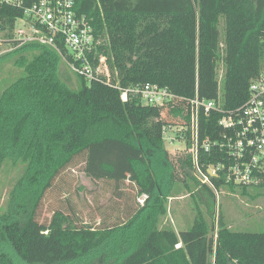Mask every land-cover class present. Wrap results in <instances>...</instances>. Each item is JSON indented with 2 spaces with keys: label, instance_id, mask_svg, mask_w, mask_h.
Instances as JSON below:
<instances>
[{
  "label": "trees",
  "instance_id": "trees-1",
  "mask_svg": "<svg viewBox=\"0 0 264 264\" xmlns=\"http://www.w3.org/2000/svg\"><path fill=\"white\" fill-rule=\"evenodd\" d=\"M77 11L94 19L95 61L107 59L112 82L123 90L157 85L186 100H221L232 112L264 73V0H77ZM20 16L0 8L10 42ZM14 45L0 57V171L12 162L26 172L11 192L18 213L0 217V264H264V233L235 232L220 222L215 236V222L201 212L179 235L170 226L158 229L166 201L178 198L176 169L195 184L188 189L200 184L191 155L173 160L165 147L163 129L174 125L154 123L166 109L144 107L132 95L123 103L120 93L68 71L50 48ZM7 66L17 70L6 74ZM167 115L189 121L183 108ZM223 118L200 112L201 142L221 140ZM223 160L213 152L199 165L207 174ZM72 171L108 189L123 213L108 207L100 224L84 223L66 182ZM210 180L212 189L200 185L214 199L222 191L264 196V183Z\"/></svg>",
  "mask_w": 264,
  "mask_h": 264
},
{
  "label": "built area",
  "instance_id": "built-area-1",
  "mask_svg": "<svg viewBox=\"0 0 264 264\" xmlns=\"http://www.w3.org/2000/svg\"><path fill=\"white\" fill-rule=\"evenodd\" d=\"M0 8L13 9L21 14L13 28L12 42L5 38L7 31L0 23V34L16 47L29 44L50 48L58 53L70 71L100 88L121 94L128 102L129 95L136 97L144 107L164 108L169 111L183 108L189 121L178 119L185 125L178 129V140L187 142L195 169V177L202 176V185H210L211 178L235 187H259L264 183V73L254 80L249 89V100L237 111L225 112L219 101L186 100L175 96L169 89L157 85L138 86L123 90L112 82L106 58L96 63L94 19L80 15L77 0H0ZM21 25L22 28L18 26ZM2 43V39L0 40ZM216 111L224 115L218 123L221 140H200V112ZM169 127L163 129L166 139ZM176 138V139H177ZM224 156V162L209 166L207 174L200 168L202 155Z\"/></svg>",
  "mask_w": 264,
  "mask_h": 264
},
{
  "label": "rangeland",
  "instance_id": "rangeland-1",
  "mask_svg": "<svg viewBox=\"0 0 264 264\" xmlns=\"http://www.w3.org/2000/svg\"><path fill=\"white\" fill-rule=\"evenodd\" d=\"M22 28L21 25L18 26ZM0 57L4 54L12 52L15 49V45L7 42L4 39V35L0 34ZM69 71V68L66 67ZM5 73L9 74L11 70H17L11 66L5 67ZM110 74H112L109 68ZM14 73V72H12ZM167 111H162L161 115L155 119L154 123L162 124L169 123L174 126H168V133L166 134L165 147L169 153L171 159L176 160L181 157L182 154H187L188 147L185 142L180 141L177 138V131L175 124L178 120L168 117ZM12 162L8 166H4L0 171V217L2 219L9 218L15 206L11 204V192L17 184V181L26 172V169L18 164L16 167H12ZM66 182L72 186L71 191H76L75 209L77 213H80V217L84 223L100 224L102 220V212L106 213L108 207L114 211L119 209L120 213H123L124 207L116 206V201L111 198L110 191L105 187L95 185L89 178L79 171H72L66 175ZM176 181L178 182L173 187L174 192L178 193V198H169L165 203L166 214L162 216L158 229H162L170 226L176 234L185 232L193 226L198 213L201 212L208 222H215V236L218 232V226L220 222H223L228 228L235 232H247V233H264V196L251 199L245 198L240 195H232L228 192H215V199L204 190L201 185L204 182L202 176H197L196 181L199 182L197 190L188 189L192 182H186L183 177L182 171L176 169ZM129 185V182H128ZM206 185V184H205ZM209 186L210 185H206ZM212 189V187H210ZM256 190H250L255 192ZM134 193V195H133ZM132 193L134 197L136 191ZM23 195V198L30 197L29 195ZM138 205H143L144 199H140L137 202ZM23 204H26L23 202ZM118 205H123L118 203ZM49 208L46 207V210ZM28 211V210H27ZM18 213L17 209L14 210ZM112 212H108L107 215H111ZM45 219L50 221L52 213H45ZM115 216L112 214L111 217ZM123 217V216H122ZM111 222V221H108ZM213 233L210 234L212 236ZM1 249V248H0ZM3 250V249H1ZM16 264H23L19 260L15 259Z\"/></svg>",
  "mask_w": 264,
  "mask_h": 264
}]
</instances>
